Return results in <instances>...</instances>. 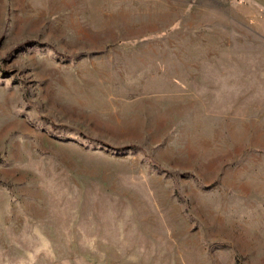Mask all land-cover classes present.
Segmentation results:
<instances>
[{
	"label": "rangeland",
	"instance_id": "rangeland-1",
	"mask_svg": "<svg viewBox=\"0 0 264 264\" xmlns=\"http://www.w3.org/2000/svg\"><path fill=\"white\" fill-rule=\"evenodd\" d=\"M0 264H264V0H0Z\"/></svg>",
	"mask_w": 264,
	"mask_h": 264
}]
</instances>
